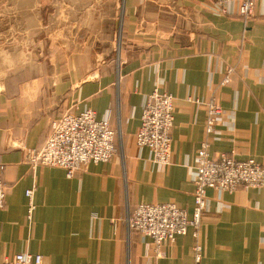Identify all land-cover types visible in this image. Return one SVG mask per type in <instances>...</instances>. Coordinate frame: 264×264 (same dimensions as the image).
Wrapping results in <instances>:
<instances>
[{
    "label": "crops",
    "instance_id": "crops-1",
    "mask_svg": "<svg viewBox=\"0 0 264 264\" xmlns=\"http://www.w3.org/2000/svg\"><path fill=\"white\" fill-rule=\"evenodd\" d=\"M19 1L0 0V73L11 69L0 83V263L29 252L44 264H193L192 227L157 252L151 237L129 230L127 215L140 203H173L192 216L213 96L223 115L210 153L264 166V0L244 32L237 7L220 15L214 0ZM4 7L45 24L52 18L51 28L6 42ZM228 67L232 80L222 85ZM155 89L175 97L168 164L136 139ZM86 109L119 129L117 153L73 177L32 168L24 148L42 146L53 119ZM200 242L203 264H264V186L207 189Z\"/></svg>",
    "mask_w": 264,
    "mask_h": 264
},
{
    "label": "built area",
    "instance_id": "built-area-1",
    "mask_svg": "<svg viewBox=\"0 0 264 264\" xmlns=\"http://www.w3.org/2000/svg\"><path fill=\"white\" fill-rule=\"evenodd\" d=\"M257 0H214L215 9L229 13L237 7L238 15L247 21L255 16ZM234 68L228 67L222 85L231 82ZM223 115V109L216 97L207 102L205 138L196 157L197 174L194 180V209L190 217L186 209L173 203H140L127 215L129 230H137L151 237L157 252L165 242L193 228L194 263L203 264L204 247L200 242L202 217L205 212L207 189L217 188L234 192L239 188H261L264 186V166L254 159H237L232 154L210 153V135ZM175 121V97L172 93L152 91L146 98L141 124L136 139L139 146H147L153 152L154 160L168 164L171 160V133ZM119 129L110 119H99L96 111L86 109L79 113H65L50 123V136L40 147L24 148L26 161L32 167H60L68 177L85 169L90 163L108 162L118 151ZM6 184L0 179V208L5 206ZM28 214L35 209L33 189H28ZM0 264H44L41 254L16 253ZM99 264V263H80Z\"/></svg>",
    "mask_w": 264,
    "mask_h": 264
},
{
    "label": "water",
    "instance_id": "water-1",
    "mask_svg": "<svg viewBox=\"0 0 264 264\" xmlns=\"http://www.w3.org/2000/svg\"><path fill=\"white\" fill-rule=\"evenodd\" d=\"M18 3L26 4L29 2H28V0H26V1L21 0ZM21 10H22L21 13L26 12V10H23V9H21ZM10 12H11V10L9 9V7H7V8L4 7L3 26H5V18H13L14 21L19 20V18H28L32 25L30 26V28H27L25 30H21L19 27H12L11 30H7L4 27V40L6 42H10V41L27 42V41H29V39H31V37L33 36V34L36 31L50 30V28H51L50 20L52 18H49V23L45 24L42 17H32V16H26V15L12 16ZM215 13L216 14L219 13L220 15L221 14L223 15V13H220V12L217 13V11H215ZM241 22H242V30L244 32V31L248 30V28L252 22V19L247 20V21L241 19ZM25 35H26V39H22V38H24ZM8 67H10V66L5 65L4 66V73L3 74L0 73V83L5 82V80L8 76V73L11 70V69L7 70ZM2 76H4V80H1Z\"/></svg>",
    "mask_w": 264,
    "mask_h": 264
},
{
    "label": "rangeland",
    "instance_id": "rangeland-1",
    "mask_svg": "<svg viewBox=\"0 0 264 264\" xmlns=\"http://www.w3.org/2000/svg\"><path fill=\"white\" fill-rule=\"evenodd\" d=\"M32 24L30 23L28 18H19V20L14 21L13 18H5V29L11 30L12 27H19L21 30H25L27 28H30ZM26 39V35L24 38ZM232 80V77H231Z\"/></svg>",
    "mask_w": 264,
    "mask_h": 264
}]
</instances>
